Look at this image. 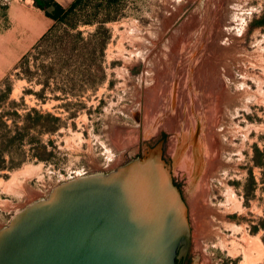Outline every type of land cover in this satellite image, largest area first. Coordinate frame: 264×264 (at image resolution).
Wrapping results in <instances>:
<instances>
[{"label": "rangeland", "instance_id": "1", "mask_svg": "<svg viewBox=\"0 0 264 264\" xmlns=\"http://www.w3.org/2000/svg\"><path fill=\"white\" fill-rule=\"evenodd\" d=\"M46 18L0 0V231L163 139L188 210L186 264L242 263L221 234L264 249V0H82ZM27 20L42 32L26 37ZM201 211L219 234L198 242Z\"/></svg>", "mask_w": 264, "mask_h": 264}, {"label": "water", "instance_id": "2", "mask_svg": "<svg viewBox=\"0 0 264 264\" xmlns=\"http://www.w3.org/2000/svg\"><path fill=\"white\" fill-rule=\"evenodd\" d=\"M162 141L107 175L56 187L17 214L0 231V264H176L191 230Z\"/></svg>", "mask_w": 264, "mask_h": 264}, {"label": "bare ground", "instance_id": "3", "mask_svg": "<svg viewBox=\"0 0 264 264\" xmlns=\"http://www.w3.org/2000/svg\"><path fill=\"white\" fill-rule=\"evenodd\" d=\"M173 124V123H172ZM120 147V146H119ZM17 174V173H16ZM14 174L13 177H16L17 175ZM17 178V177H16ZM13 180V179H12ZM16 180V179H14ZM203 203H205L206 205V208L207 206H210L208 205V202L204 200H202ZM204 205V204H203ZM212 206H210L209 208H211ZM209 208L205 209V210H209ZM202 209V208H201ZM203 211H201V214L198 213V217H201L200 221L198 220L196 223V229H197V233H194L195 234V237L197 238V241L200 242L203 238H202V235H203V231L205 232L204 235H206V232L207 233H212V234H219V231L217 229H215L213 226V224L210 222L211 220H209L208 223H206V219H204L205 221H203L202 223V219L204 218L203 217ZM209 212V211H208ZM208 212H206L208 214ZM211 213L209 214H212V211L210 210ZM208 214V215H209ZM202 215V216H201ZM206 215V214H205ZM206 217V216H205ZM196 221V220H195ZM213 222V220H212ZM206 223V224H204ZM204 237V236H203ZM255 239V238H254ZM240 240V241H239ZM237 240L236 238L232 239L230 242H227V239L226 237H223V235L221 234V238H220V246H222V248H225L228 250V252L233 255V256H236L240 253L243 254V259L244 261L240 264H252V262H254L257 257L256 255H253L254 251H259L260 248H262V250L264 251L263 249V245L262 243L257 239V240H252V239H249L247 237H242L241 239ZM241 242L243 244H241ZM228 244L231 245V247L228 246ZM203 249V248H202Z\"/></svg>", "mask_w": 264, "mask_h": 264}, {"label": "trees", "instance_id": "4", "mask_svg": "<svg viewBox=\"0 0 264 264\" xmlns=\"http://www.w3.org/2000/svg\"><path fill=\"white\" fill-rule=\"evenodd\" d=\"M34 4L37 8L42 10L47 17L55 21H65L67 17L78 7V5L82 2V0L73 1L70 6L64 7L59 4L55 0H33ZM45 35L43 39L46 37ZM42 39V40H43ZM50 116V114H47ZM1 118V116H0ZM6 127L5 124H3ZM16 130L20 129L17 125H15ZM22 135L19 134L18 138H21Z\"/></svg>", "mask_w": 264, "mask_h": 264}, {"label": "crops", "instance_id": "5", "mask_svg": "<svg viewBox=\"0 0 264 264\" xmlns=\"http://www.w3.org/2000/svg\"><path fill=\"white\" fill-rule=\"evenodd\" d=\"M31 1L33 2V0ZM55 1L66 7L75 0H55ZM52 22H53L52 19L46 18L45 27H50L52 25ZM29 23L33 25H30ZM24 24L25 25L21 28V32H25L26 37L30 36L32 34L31 32H33V35H37L40 32H42L43 28L41 29L40 26L37 24V22H35L34 20H27L25 21Z\"/></svg>", "mask_w": 264, "mask_h": 264}, {"label": "flooded vegetation", "instance_id": "6", "mask_svg": "<svg viewBox=\"0 0 264 264\" xmlns=\"http://www.w3.org/2000/svg\"><path fill=\"white\" fill-rule=\"evenodd\" d=\"M178 255H180L179 252H178ZM186 261H187V255L186 256H179L176 259V264H186Z\"/></svg>", "mask_w": 264, "mask_h": 264}]
</instances>
